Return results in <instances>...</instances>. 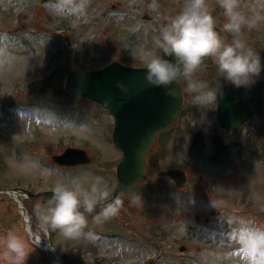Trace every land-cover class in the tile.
Returning <instances> with one entry per match:
<instances>
[{
    "label": "rangeland",
    "instance_id": "374dc122",
    "mask_svg": "<svg viewBox=\"0 0 264 264\" xmlns=\"http://www.w3.org/2000/svg\"><path fill=\"white\" fill-rule=\"evenodd\" d=\"M182 6L183 0H90L85 15L64 16L51 10V0H0V102L16 100L22 105L13 113L8 128L0 129V190L23 189L34 197L52 191L60 182L78 183L90 191L96 178L102 177L98 190H108L111 198L118 185L117 166L122 158L112 143L113 119L98 104L58 90L63 88L66 75L76 69H98L113 60L143 67L141 54L160 53L154 42ZM211 10L216 26L222 27L225 20L214 0ZM243 38L260 52L264 63V30H245ZM67 52L71 65L66 60ZM261 77L264 79V75ZM193 79L215 91L219 84L231 86L242 99L250 100L252 86L237 88L220 79L216 65H205ZM183 89L186 114L172 133L162 138L158 148L151 150L147 162V174L156 184L149 190L152 200L147 203V212L135 215L128 208L132 206L130 200L127 206V198H123L121 216L97 224L93 216L100 209L96 208L87 215V235L65 240L57 233L53 238L60 264H66L67 256L74 264H144L149 259L155 264L158 255V264H232L234 255H241V250L233 252L240 247L236 243L239 233L223 236L219 232L229 224L239 228L242 221L250 224V229L264 230L259 213L264 208V154L250 158L240 173L239 167L236 173L228 172L221 186L209 181L206 192L212 190L213 197L199 204L205 201L195 190L205 187L200 181V172L205 170L203 162L215 150L213 140L221 135L215 118L217 102L208 108L199 106L193 103L194 94L188 92L186 81ZM197 133L204 137V146L200 155L192 157L188 151ZM70 147H83L89 153V163L69 167L53 161L54 156ZM173 169L190 173L189 185L183 190H192L191 196L180 202L167 183ZM160 188L168 192L163 194ZM206 192L203 190V194ZM31 200L20 193L16 200L0 195V235L15 231L26 240L29 250H34L27 264H53L57 256L44 257L41 251H45L36 238L43 240L44 235L36 212L45 214L48 202ZM29 206L31 220L27 223L21 212L26 214ZM245 207L249 208L243 213L249 214L243 217L240 208ZM226 209L231 212L227 214ZM210 210L221 212L213 220ZM197 216L202 220L197 222ZM205 218L212 220L208 227L203 225ZM199 228L205 229L203 236ZM112 230L119 233L113 240L105 235ZM98 258H102L99 263Z\"/></svg>",
    "mask_w": 264,
    "mask_h": 264
},
{
    "label": "clouds",
    "instance_id": "9594fccd",
    "mask_svg": "<svg viewBox=\"0 0 264 264\" xmlns=\"http://www.w3.org/2000/svg\"><path fill=\"white\" fill-rule=\"evenodd\" d=\"M211 2L183 0L181 10L160 30L154 42L160 54L147 51L140 56L149 85L164 88L165 94L175 99L181 93L173 85L186 81L188 92L194 94L193 103L205 108L217 102L219 92L193 79L206 61L216 65L220 79L237 88L251 85L264 70L260 52L243 38L245 30H264V0H214L225 20L220 29L216 26ZM89 4L90 0H52L51 10L64 16H83ZM229 34L231 42L227 41ZM165 56L174 57V62ZM117 86L126 93L129 91L122 82ZM102 183L103 178L97 177L88 191L78 183L57 182L48 200L47 212L39 215L40 228L44 232H56L65 240H78L87 235V215L94 213L110 196L108 190H98L97 186ZM141 200L135 196L130 204L137 206ZM122 206L119 197L107 202L93 216V222L100 224L114 218ZM236 243L241 249L239 264H264V230L242 228ZM33 251L15 231L0 235V264H27Z\"/></svg>",
    "mask_w": 264,
    "mask_h": 264
},
{
    "label": "water",
    "instance_id": "95a60500",
    "mask_svg": "<svg viewBox=\"0 0 264 264\" xmlns=\"http://www.w3.org/2000/svg\"><path fill=\"white\" fill-rule=\"evenodd\" d=\"M165 58L174 62V57ZM206 63L211 64V60ZM145 72V68L128 67L113 62L101 70L73 73L67 79L66 88L70 94L77 98H88L102 105L115 118L113 140L124 154V159L117 169L119 187L116 193L130 191L134 182L143 179V156L149 145L148 141H144L145 138L157 126L168 124L182 105V90L178 83L173 87L181 95L174 99L165 94L164 88L149 85L145 80ZM120 82L127 86V93L117 86ZM218 90V120L221 124L225 119L227 121L240 118L245 114V104L233 87L220 85ZM215 143L219 144L216 141ZM202 148L203 136L198 133L190 151L193 154H201ZM56 160L63 161L62 158ZM76 163L77 161L72 164ZM168 174L174 175V172ZM18 193L33 197V194L22 189L0 190V195L7 194L13 200L17 199ZM41 195L45 200H49L52 193L46 192L38 196ZM21 213L25 218V213ZM46 249L52 253L48 246ZM57 259L60 260L58 256Z\"/></svg>",
    "mask_w": 264,
    "mask_h": 264
},
{
    "label": "trees",
    "instance_id": "16d2710c",
    "mask_svg": "<svg viewBox=\"0 0 264 264\" xmlns=\"http://www.w3.org/2000/svg\"><path fill=\"white\" fill-rule=\"evenodd\" d=\"M31 211V209H29V212ZM41 253L44 255V257H46V252H43L41 251ZM69 258V259H68ZM66 264H74L72 261H71V258L69 256L66 257V259L64 260Z\"/></svg>",
    "mask_w": 264,
    "mask_h": 264
},
{
    "label": "flooded vegetation",
    "instance_id": "af4514ba",
    "mask_svg": "<svg viewBox=\"0 0 264 264\" xmlns=\"http://www.w3.org/2000/svg\"><path fill=\"white\" fill-rule=\"evenodd\" d=\"M245 98V97H244ZM219 125V124H218ZM219 127H220V131H221V135L220 136H222V135H224L225 133H227V131L223 128V127H221L220 125H219Z\"/></svg>",
    "mask_w": 264,
    "mask_h": 264
},
{
    "label": "bare ground",
    "instance_id": "6f19581e",
    "mask_svg": "<svg viewBox=\"0 0 264 264\" xmlns=\"http://www.w3.org/2000/svg\"><path fill=\"white\" fill-rule=\"evenodd\" d=\"M174 133V132H173ZM28 219V218H27ZM29 220V219H28Z\"/></svg>",
    "mask_w": 264,
    "mask_h": 264
}]
</instances>
